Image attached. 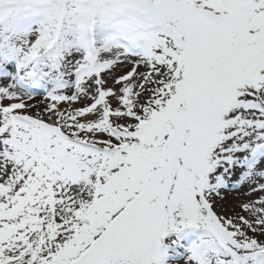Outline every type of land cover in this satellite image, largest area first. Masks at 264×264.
Segmentation results:
<instances>
[{
  "label": "snow or ice",
  "instance_id": "1",
  "mask_svg": "<svg viewBox=\"0 0 264 264\" xmlns=\"http://www.w3.org/2000/svg\"><path fill=\"white\" fill-rule=\"evenodd\" d=\"M181 262L264 264V0H0V264Z\"/></svg>",
  "mask_w": 264,
  "mask_h": 264
},
{
  "label": "bare ground",
  "instance_id": "2",
  "mask_svg": "<svg viewBox=\"0 0 264 264\" xmlns=\"http://www.w3.org/2000/svg\"><path fill=\"white\" fill-rule=\"evenodd\" d=\"M40 99V97L37 99V100H39ZM234 194L235 193H225L224 195H225V198H226V202H227V204L228 205H231V204H233V203H235L233 200H234V198H236V196H234Z\"/></svg>",
  "mask_w": 264,
  "mask_h": 264
},
{
  "label": "rangeland",
  "instance_id": "3",
  "mask_svg": "<svg viewBox=\"0 0 264 264\" xmlns=\"http://www.w3.org/2000/svg\"><path fill=\"white\" fill-rule=\"evenodd\" d=\"M38 98H39V97H37V99H38ZM228 193L231 194V193H235V192H228ZM228 193H227V194H228ZM234 196H236V198H237V193H235ZM236 198H234V200H233L234 202H236ZM240 199H243V197H240ZM217 210H218V211L220 210L219 207L217 208ZM181 264H182V262H181Z\"/></svg>",
  "mask_w": 264,
  "mask_h": 264
}]
</instances>
